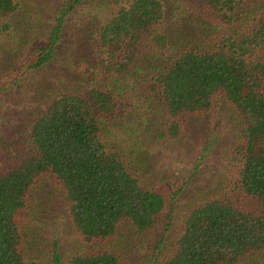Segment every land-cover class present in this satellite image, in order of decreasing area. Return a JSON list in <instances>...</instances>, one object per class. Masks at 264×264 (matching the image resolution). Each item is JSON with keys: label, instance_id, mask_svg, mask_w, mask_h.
<instances>
[{"label": "trees", "instance_id": "16d2710c", "mask_svg": "<svg viewBox=\"0 0 264 264\" xmlns=\"http://www.w3.org/2000/svg\"><path fill=\"white\" fill-rule=\"evenodd\" d=\"M87 1L59 0L45 43L1 90L53 60L65 22ZM18 8V0H0V17ZM174 9L199 20L202 48L168 38ZM93 44V84L53 96L24 133V147L0 146V264H33L22 252L18 216L46 174L61 187L85 243L67 264H120L109 243L123 226L150 235L169 188L148 179L140 152L128 157V136H116L132 131L140 144L175 140L182 120L206 112L220 94L242 123L234 174L225 193L190 212L162 264H251L264 256V0H108ZM151 100L160 101V115ZM61 260L55 243L54 264Z\"/></svg>", "mask_w": 264, "mask_h": 264}, {"label": "rangeland", "instance_id": "374dc122", "mask_svg": "<svg viewBox=\"0 0 264 264\" xmlns=\"http://www.w3.org/2000/svg\"><path fill=\"white\" fill-rule=\"evenodd\" d=\"M18 3L15 14L0 17V146L5 150L24 147V133L53 96L93 84V35L108 6V0L82 4L65 22L53 60L22 78L16 88L4 91L2 87L15 77L24 57L45 43L59 0ZM198 21L179 10H168L165 31L173 43L202 48L203 30ZM4 24L8 25L7 32L1 30ZM159 102L150 101L156 115H160L156 106ZM182 121L181 134L168 142L140 144L138 133L132 131L116 136H128L133 146L128 157L140 152L148 179H162L169 188L165 209L150 235L137 236L129 226H123L109 243L120 264H162L174 250L190 212L200 202L225 193L234 174L235 149L242 127L236 108L223 95H215L206 112L187 115ZM160 127L152 123L150 128ZM18 217L22 252L33 264H54L55 243L60 264H67L74 255L85 251V243L68 218L61 187L52 176L39 177ZM256 259L251 264H264V256Z\"/></svg>", "mask_w": 264, "mask_h": 264}]
</instances>
